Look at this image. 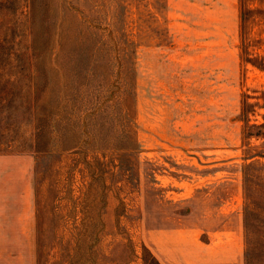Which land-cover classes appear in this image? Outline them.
<instances>
[{
  "label": "rangeland",
  "instance_id": "374dc122",
  "mask_svg": "<svg viewBox=\"0 0 264 264\" xmlns=\"http://www.w3.org/2000/svg\"><path fill=\"white\" fill-rule=\"evenodd\" d=\"M239 2L0 0V264H244L264 20L242 56Z\"/></svg>",
  "mask_w": 264,
  "mask_h": 264
},
{
  "label": "trees",
  "instance_id": "16d2710c",
  "mask_svg": "<svg viewBox=\"0 0 264 264\" xmlns=\"http://www.w3.org/2000/svg\"><path fill=\"white\" fill-rule=\"evenodd\" d=\"M245 0L239 2V25L241 35V55L247 56V47L256 40L248 38V29L254 23L257 15H262L264 9L251 11L246 8ZM245 62L262 69L254 60L245 58ZM246 112V106L243 108ZM250 127H254L253 125ZM249 136V134H248ZM263 153L246 155L251 159L254 156L264 159ZM243 230H244V264H264V163L254 160L243 166ZM246 182L249 184L246 185ZM253 182V184H251Z\"/></svg>",
  "mask_w": 264,
  "mask_h": 264
},
{
  "label": "crops",
  "instance_id": "0c3cea01",
  "mask_svg": "<svg viewBox=\"0 0 264 264\" xmlns=\"http://www.w3.org/2000/svg\"><path fill=\"white\" fill-rule=\"evenodd\" d=\"M156 241L158 242V244L156 243L153 244V248H152L153 256L158 260L159 263L164 264V262L166 261V257L164 256L165 253H164L163 244L160 243V240H156ZM240 259H241V250H239L237 247L233 250L232 255H229L227 261L220 260V262L216 264H237L240 261ZM223 261L225 263H223Z\"/></svg>",
  "mask_w": 264,
  "mask_h": 264
}]
</instances>
